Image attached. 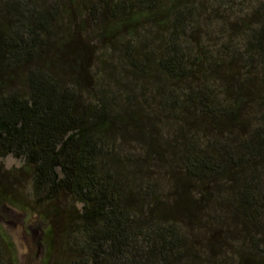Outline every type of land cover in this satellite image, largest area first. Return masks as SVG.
<instances>
[{
  "label": "trees",
  "instance_id": "obj_1",
  "mask_svg": "<svg viewBox=\"0 0 264 264\" xmlns=\"http://www.w3.org/2000/svg\"><path fill=\"white\" fill-rule=\"evenodd\" d=\"M110 69L150 83L177 124L166 146L186 188L173 210H152L154 195L124 180L115 138L139 117L131 91L96 82ZM7 155L24 160L39 201L80 205L64 226L66 264H264V0H0ZM179 225L210 235L206 249ZM16 263L0 234V264Z\"/></svg>",
  "mask_w": 264,
  "mask_h": 264
},
{
  "label": "rangeland",
  "instance_id": "obj_2",
  "mask_svg": "<svg viewBox=\"0 0 264 264\" xmlns=\"http://www.w3.org/2000/svg\"><path fill=\"white\" fill-rule=\"evenodd\" d=\"M95 43V48H98V44ZM109 55L107 58L108 54H105L106 61L108 59L112 61L114 54ZM105 66L103 63V68ZM109 73L110 77L102 73L106 78H101V73L96 72V82L113 92L117 88L120 92L131 91V98L133 97L136 108L130 106V111L132 110L139 117L137 122L134 121V117H126L127 126H123L124 129L115 138L116 153L124 161L129 160L125 162L126 170L122 172L124 180L131 192L138 194L141 189L143 192L154 195L157 203L152 210L156 211L157 208L162 211L173 210L178 195L186 188L178 180L182 173L169 151L176 137L177 124L163 117L156 110L152 97L153 88L150 83L143 87L140 80L130 78L127 74L126 76L114 70L113 78L111 69L108 70V75ZM128 112L129 110L125 114H129ZM164 147H167V150ZM157 149H163L161 157L155 155ZM171 152L173 153V149ZM164 155L165 158L167 155L172 159L167 160ZM187 189L190 194L193 193V197H197L192 183H188ZM0 190L2 192L0 195V234H4L12 243L16 264H66L69 262L72 259L70 253L72 239L64 226L67 225L68 214L74 213L73 209L79 210L80 205H73L63 196L51 202L39 201L32 192L30 169L25 166L23 159L11 155L0 159ZM223 211L226 212L225 209ZM175 216L176 221H179V216L177 214ZM179 227L181 234L187 237L186 241L195 245L196 250L202 244L204 245L199 249L203 247L206 249L210 235L205 231L202 233L206 235L196 234L193 226L190 228L192 234L185 230V225H179ZM50 229H52L51 232ZM229 238L231 239L227 240L224 249L219 251L220 256L225 258H227V252L230 249L234 250L239 242L238 236L230 234ZM213 245L217 246V240ZM199 253L201 258L205 257L201 252ZM185 262L188 264L187 260ZM224 264H236V261L231 260Z\"/></svg>",
  "mask_w": 264,
  "mask_h": 264
}]
</instances>
